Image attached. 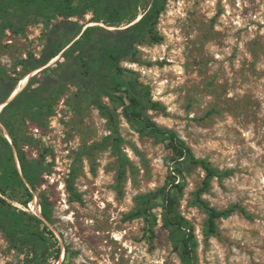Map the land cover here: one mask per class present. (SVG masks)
Masks as SVG:
<instances>
[{"label": "rangeland", "instance_id": "rangeland-1", "mask_svg": "<svg viewBox=\"0 0 264 264\" xmlns=\"http://www.w3.org/2000/svg\"><path fill=\"white\" fill-rule=\"evenodd\" d=\"M46 32L41 21L22 34L8 31L0 67L20 72V60L41 51ZM158 32L160 42L138 46L139 60L122 62L135 72L127 84L166 107L148 110L152 119L177 130L199 157L232 171L215 178L203 198L219 209L239 204L253 216L236 212L207 235V213L195 201L205 172L185 173L180 211L198 240L196 264H264V0H168ZM75 92L70 86L45 127L27 128L37 141L26 146L27 153L44 157L47 171L27 206L9 202L43 221L48 205L54 223L46 222L62 254L69 246L72 264H184L176 235L164 223L162 198L154 208V236L142 217H127L141 195L164 185L173 165L171 150L141 135L120 114L121 148L129 160L120 178L107 119L94 105L77 110ZM0 132L10 138L1 121ZM71 177L81 200L67 190ZM38 254L51 264L47 251ZM36 256L33 244L12 243L0 225V264H33Z\"/></svg>", "mask_w": 264, "mask_h": 264}, {"label": "trees", "instance_id": "trees-1", "mask_svg": "<svg viewBox=\"0 0 264 264\" xmlns=\"http://www.w3.org/2000/svg\"><path fill=\"white\" fill-rule=\"evenodd\" d=\"M167 3L168 0H0V45L8 31L22 34L30 23L41 21L47 28L43 48L38 54L29 51L20 60L16 67L21 66L20 72L0 67V104L10 99L24 76L40 69L0 113V121L10 136L0 132V225L12 243L33 244L37 252L33 264H44L47 259L38 254L39 249L48 252L51 264H72L68 245L60 259V240L47 223H54L48 205L43 206L46 222L9 202L11 199L27 206L43 183L45 158L28 155L26 146L33 147L37 141L27 128L45 127L70 86L76 87L73 98L77 110L94 105L107 119L111 130L107 139L121 162L120 178L129 161L121 148L120 114L141 135L153 136L171 150L173 165L164 185L141 195L138 207L127 217H142L147 231L154 236V208L162 198L163 220L176 235V248L184 264H196L198 247L194 227L180 211L185 173L194 168L205 172L195 201L207 213V235L216 234L218 221L236 212L253 218L239 204L219 209L203 198L215 178L227 177L232 171L221 170L199 157L177 130L152 119L148 110L165 111L166 107L146 91L135 92L126 82L134 78L135 72L122 62L139 60V45L162 40L158 24ZM88 14L91 17L84 22ZM67 190L71 197L82 199L72 177L67 180Z\"/></svg>", "mask_w": 264, "mask_h": 264}, {"label": "bare ground", "instance_id": "bare-ground-1", "mask_svg": "<svg viewBox=\"0 0 264 264\" xmlns=\"http://www.w3.org/2000/svg\"><path fill=\"white\" fill-rule=\"evenodd\" d=\"M57 58H58V57H56L55 59H53L52 62L55 61ZM39 70H40V69H38V70H34V71L30 72L29 74H27L25 77H23V79L21 80V85H20L19 87H17V89L13 92V94H12L11 97L13 98L16 94H18V93L22 90V88L27 84V82H28V80L30 79V77H31L32 75H34L35 73H37ZM9 100H10V99H9ZM4 106H5V103L0 104V113H1V110H2V108H3ZM62 256H63V254L61 255V258H62ZM58 262H59V261H58ZM59 264H60V262H59Z\"/></svg>", "mask_w": 264, "mask_h": 264}, {"label": "water", "instance_id": "water-1", "mask_svg": "<svg viewBox=\"0 0 264 264\" xmlns=\"http://www.w3.org/2000/svg\"><path fill=\"white\" fill-rule=\"evenodd\" d=\"M12 99V97H10V100ZM10 100H7L6 102H5V105L10 101ZM60 259H61V257H60ZM59 259V260H60Z\"/></svg>", "mask_w": 264, "mask_h": 264}]
</instances>
